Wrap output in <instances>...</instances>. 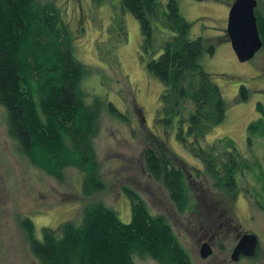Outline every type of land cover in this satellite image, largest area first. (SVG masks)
<instances>
[{"label":"trees","instance_id":"obj_1","mask_svg":"<svg viewBox=\"0 0 264 264\" xmlns=\"http://www.w3.org/2000/svg\"><path fill=\"white\" fill-rule=\"evenodd\" d=\"M42 1L0 0V105L7 111L9 136L34 167L58 181L65 180L68 168L78 169L83 174L84 196H93L105 190L94 145L103 110L126 117L98 95L89 102L83 87L87 70L74 55L68 26L55 4ZM122 4L140 24L148 72L163 85L155 127L173 134L201 159L204 169H197L198 175L209 178L220 192L236 193L237 180L245 173L263 182L264 188L258 158H245L227 137L203 144L226 114L220 87L199 62L205 52L214 53V46L202 37L190 38L191 25L177 0H167L165 6L160 0H122ZM256 16L264 42V15L258 9ZM241 96L247 99L244 86ZM258 109L264 115V107ZM150 135L152 143L143 152L146 170L163 184L183 214L191 202L185 171L167 154L169 146ZM255 135L264 137V117L248 127L250 147ZM124 192L131 203L130 223H124L114 208L94 203L84 209L79 224L64 223L60 235L44 228L40 240L33 222L23 220L33 256L41 264H137L142 260L194 264L167 217L153 214L134 190L125 187Z\"/></svg>","mask_w":264,"mask_h":264},{"label":"rangeland","instance_id":"obj_2","mask_svg":"<svg viewBox=\"0 0 264 264\" xmlns=\"http://www.w3.org/2000/svg\"><path fill=\"white\" fill-rule=\"evenodd\" d=\"M233 1L177 0L181 14L191 25L190 38L202 37L215 48L213 54L205 52L199 62L220 87L226 105L224 121L207 135L204 146L227 137L245 158H258L264 169V137L255 135L252 147L248 142L249 125L264 117L258 109L259 105L264 107V50L248 62L238 60L227 35ZM257 1L256 10L264 15V0ZM42 2L55 4L68 26L74 55L87 70L83 87L89 102L98 95L107 101L105 105L112 102L126 119L103 110L94 145L105 190L86 197L80 170L68 168L65 180L58 181L21 154L7 130V111L0 105V264H41L30 251L22 225L26 219L33 222L40 240L44 228L57 230L60 235L64 223L79 224L84 209L94 203L114 208L124 223H130L131 203L125 187L140 194L153 214L167 217L198 264L204 263L198 239L215 219L213 216L223 212L224 219H235L243 229L259 235L264 252L263 182L245 173L237 180L236 193L220 192L209 178L198 175L197 169H204L203 161L181 146L173 134L155 127L163 85L147 70L149 56L142 51L140 24L124 9L122 0ZM160 2L165 6L167 0ZM161 39L160 34L157 46ZM242 86L247 90L245 100ZM151 133L169 146L167 154L185 171L191 202L183 214L177 211L163 184L146 170L143 152L152 143ZM218 255L216 252L212 260ZM137 264L157 263L142 260Z\"/></svg>","mask_w":264,"mask_h":264},{"label":"water","instance_id":"obj_3","mask_svg":"<svg viewBox=\"0 0 264 264\" xmlns=\"http://www.w3.org/2000/svg\"><path fill=\"white\" fill-rule=\"evenodd\" d=\"M257 7V0H236L229 12L227 35L234 53L242 63L252 60L264 47L257 24ZM257 244L256 235H244L234 250L232 259L237 260L241 254L254 256ZM210 254L209 246L204 245L202 257L206 258Z\"/></svg>","mask_w":264,"mask_h":264},{"label":"flooded vegetation","instance_id":"obj_4","mask_svg":"<svg viewBox=\"0 0 264 264\" xmlns=\"http://www.w3.org/2000/svg\"><path fill=\"white\" fill-rule=\"evenodd\" d=\"M235 1H233V3ZM213 217L215 219L210 222L208 229L203 233L204 235L200 236L198 239L199 256L201 260L204 261L202 264H264V252H262L263 248H261L260 245L261 239L259 235L249 229H243L241 224L237 223L235 219H224V212L217 217ZM251 234L256 235L258 239L255 255L246 256L241 254L237 260H233V252L237 248L242 237ZM204 245H208L211 251V254L206 258L202 257V248ZM216 252H218L219 255L215 257L216 260H212ZM189 254L194 264H198L192 253L189 252Z\"/></svg>","mask_w":264,"mask_h":264}]
</instances>
